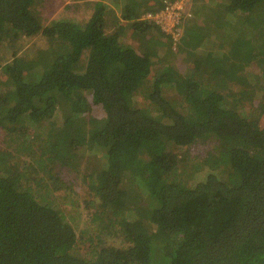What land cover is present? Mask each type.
Returning a JSON list of instances; mask_svg holds the SVG:
<instances>
[{
    "label": "trees",
    "instance_id": "16d2710c",
    "mask_svg": "<svg viewBox=\"0 0 264 264\" xmlns=\"http://www.w3.org/2000/svg\"><path fill=\"white\" fill-rule=\"evenodd\" d=\"M72 2L0 0V264H264V0H188L177 51L161 3ZM64 168L117 242L79 252Z\"/></svg>",
    "mask_w": 264,
    "mask_h": 264
},
{
    "label": "rangeland",
    "instance_id": "374dc122",
    "mask_svg": "<svg viewBox=\"0 0 264 264\" xmlns=\"http://www.w3.org/2000/svg\"><path fill=\"white\" fill-rule=\"evenodd\" d=\"M72 3V0H46L45 7L42 11L43 18L50 21L51 19L59 17H70L75 15L76 12H74L75 9L73 10V6L67 9V6L72 5ZM188 8L189 3L186 4L185 11H187ZM79 16H82V14H79ZM24 42L27 47L25 50L27 59L34 61L37 55L35 50L40 51L43 48L41 37H37L36 35V37L25 38ZM34 42L36 45L33 44ZM190 65H192V62H190ZM251 95H254L253 99L255 104L259 105L262 102L255 91L252 92ZM133 99L138 102L140 100L138 96H134ZM210 145L211 143L204 145L197 143L181 151L180 157L185 160L197 153L201 155L205 154L206 151L210 150ZM4 146L7 147L6 137L0 130V147ZM80 169H82V167ZM78 173L71 172L69 169H63L60 175L65 183V189L56 192L55 197L66 217L69 219L73 218L72 220L77 226L76 232L78 235L77 245L79 252L85 254L86 252L88 253L90 249L100 244V241L117 242V237L105 230L101 232L98 230V222L94 221V216H101L104 220L107 218L98 210V202L97 198L94 196L93 187L88 185L84 175L81 177Z\"/></svg>",
    "mask_w": 264,
    "mask_h": 264
},
{
    "label": "built area",
    "instance_id": "2783aa9c",
    "mask_svg": "<svg viewBox=\"0 0 264 264\" xmlns=\"http://www.w3.org/2000/svg\"><path fill=\"white\" fill-rule=\"evenodd\" d=\"M188 0H163L158 11L147 12L144 15L168 37L169 45L177 51L182 36V19L188 14L185 7Z\"/></svg>",
    "mask_w": 264,
    "mask_h": 264
},
{
    "label": "crops",
    "instance_id": "0c3cea01",
    "mask_svg": "<svg viewBox=\"0 0 264 264\" xmlns=\"http://www.w3.org/2000/svg\"><path fill=\"white\" fill-rule=\"evenodd\" d=\"M73 1V0H72ZM105 2L106 4V10L108 11L109 14H111V16H114V18H117L119 20H122L120 18V13L121 11L124 10V6L127 5V7L129 5H132L134 7H140L143 6L144 4H159L163 2V0H109V2H106L104 0H100ZM192 7V4H190ZM189 5V6H190ZM130 10V9H129ZM192 11V9H191Z\"/></svg>",
    "mask_w": 264,
    "mask_h": 264
},
{
    "label": "clouds",
    "instance_id": "9594fccd",
    "mask_svg": "<svg viewBox=\"0 0 264 264\" xmlns=\"http://www.w3.org/2000/svg\"><path fill=\"white\" fill-rule=\"evenodd\" d=\"M173 51V50H172Z\"/></svg>",
    "mask_w": 264,
    "mask_h": 264
}]
</instances>
